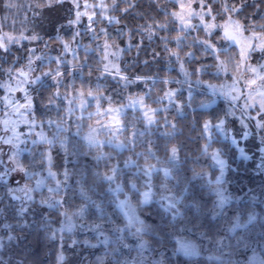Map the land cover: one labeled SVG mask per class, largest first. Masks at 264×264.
Wrapping results in <instances>:
<instances>
[{"label": "trees", "instance_id": "1", "mask_svg": "<svg viewBox=\"0 0 264 264\" xmlns=\"http://www.w3.org/2000/svg\"><path fill=\"white\" fill-rule=\"evenodd\" d=\"M228 2L231 7H236L234 14L248 29L254 26L264 30V0ZM5 7L4 0H0V11H5ZM64 7L62 3L50 6L45 13L46 19H37L34 29L44 33V37L51 41L59 40L57 33L64 28L62 23L70 19ZM176 8L177 5L168 0H124L112 11V14L118 15L117 19L104 22L108 26L109 37L128 38L135 42L125 52L128 59L123 71L145 77L156 76V79L130 77L132 81L125 84L119 78L106 76L101 80V85L98 83L100 79L97 80L99 73L101 74V53L96 48L90 49V44L78 49L74 58L79 67L76 64L74 73L70 72L72 78L67 73V83L69 78L75 81L72 85L68 84V91L74 87L79 90H83V87L87 89L93 83L97 88L96 92L103 94L104 86H109L112 91H106L101 96L104 106L106 102L123 105L129 100L128 97L145 95L147 103L162 105L161 110L156 112V122L151 125L145 123L140 109L126 110L122 116L124 130L120 139L123 138L128 144L122 150L113 142L90 144L76 131L67 135L69 138L63 147L64 141L53 146L56 149L53 151L55 155L52 168L60 180L59 193L64 197V203L57 208L39 200L40 196L45 197V189L39 192L40 196L26 209L20 210L18 203L22 197L16 192L9 194L6 184L0 182V230L3 236L0 264H125V257L136 251L146 253L161 264H257V260L246 257L249 258L256 251L254 231H264V206L250 212L246 205L236 208L237 201L231 203V208L236 210L222 206L219 192L215 189L219 187V183L212 177L218 170L212 158V149H217L227 158L231 180L238 179L243 189L258 186H254L255 181L261 177L256 172V154L247 159L239 156L238 147L220 128H212L208 134L205 123L219 121L226 114L222 101L206 106L210 94L203 93L200 89H195L190 94L187 89H182L177 94V101L168 107L164 105L167 103L164 97L166 90L170 87L181 88L179 82H167L165 78L173 75L183 77L179 66V61L184 60L182 46L175 43L174 39L179 31L170 12ZM149 22L158 31L155 36L143 29L149 26L142 24ZM160 24L163 27H159ZM74 29H63L62 32L66 31L63 36L75 46ZM89 32L90 30L82 29L78 33L85 41L90 39L87 36ZM163 34L168 35V38L163 37ZM142 35L145 36L143 39ZM176 47H180V53L174 52L177 51ZM18 50L19 48H12L0 55V79L7 77L6 70L15 61L21 64L20 58L16 57ZM192 51L194 54L203 53L199 47ZM210 60L212 58L208 57L201 62ZM43 89L45 91L38 96L37 105L47 101V93L53 91L50 88L51 91L48 92L46 85ZM107 95H111L110 100ZM42 111L38 109L37 112L43 114ZM173 148L176 149L175 155ZM247 152H250L249 148ZM29 155L31 152L22 157L23 170L27 175L40 160L39 156L31 158ZM171 158L173 165H170V175H166L162 160ZM132 159L138 163L130 162ZM148 161L159 164L158 171L153 176L158 183L157 189L161 188L162 184L159 183L166 180L171 183L179 199L177 207L170 209L158 202L148 205L138 202L141 217L139 224L144 225L139 229L138 223L129 225L117 205L114 194L117 192L116 185L115 188L113 185L116 180L108 181L104 177L112 173L114 177L118 176L130 194L138 193V186L143 187L142 165ZM113 169H116V174ZM244 195L248 198L247 192ZM13 196L19 199H13ZM62 209L69 210L77 221L80 220V215L92 229L87 232H81L77 228L65 230ZM137 235L143 240V247L142 244L133 242L131 245L136 248H128L129 238L133 239ZM10 236L12 239H9ZM220 237L224 243L221 249L217 244L221 241ZM180 238H187L197 244L198 251L191 255L180 251ZM72 241L76 245H72ZM251 243L254 247H245ZM217 250L221 251L218 257L215 254Z\"/></svg>", "mask_w": 264, "mask_h": 264}, {"label": "rangeland", "instance_id": "2", "mask_svg": "<svg viewBox=\"0 0 264 264\" xmlns=\"http://www.w3.org/2000/svg\"><path fill=\"white\" fill-rule=\"evenodd\" d=\"M120 1L124 0H4L5 11H0V44L4 47H0V55L9 49L19 48L16 57L20 58L21 64L15 61L12 67L6 70L7 77L0 79V173L6 174L0 182L6 184L9 194L10 189H15L17 190L15 192L22 197L18 203L20 210L26 209L40 196L39 192L45 189V197L40 196L39 200L55 208L64 203V197L59 193L60 180L55 176L52 163L55 155L53 151L56 149L53 146L59 144V141H64L63 147L69 138L68 134L76 131L90 144L113 142L122 150L128 144L123 138L120 139L124 130L122 116L128 108L140 109L146 124L151 125L156 122V112L161 110L162 105L153 106L147 103L145 95L128 97L129 100L127 99L128 101L126 100L127 102L123 105L106 102L104 106L101 96L106 91H112L108 88L109 86H104L103 94L96 92L97 88L93 83H90L87 89L83 87V90H79L74 87L70 91L67 90L68 84L75 83L70 78L67 83V73L69 77L71 73H74L77 64L74 57L77 56L78 49L87 44L91 45L90 49L96 48L101 53L102 64L99 67L101 74L99 73L97 78V80L100 79L98 83H101L106 76L119 78L125 84L132 81L130 77L142 80L158 78L123 71L126 66L124 63L128 59L125 52L128 48H132L135 42L128 38L109 37L108 26L104 25L105 21L112 22L117 19L118 15L112 14V11ZM168 1L177 5V8L170 12L176 14L172 16L177 22L179 34L174 40L177 46H182L184 60L179 61L182 78L175 75L165 78L167 82H179L181 88L167 89L164 96L167 103L164 105L168 107L172 102L177 101V94L182 89H187L190 94L195 89L210 94L211 97L206 103L208 107L220 101L223 102L226 107L225 117L216 122H207L211 125L208 128V134L211 133L212 128L218 130L216 125L223 121V134L238 147V155L253 157L256 154V172L261 177L255 181L254 186L258 185L256 188L243 189L238 179L231 180L230 164L227 158L213 148L212 158L218 170L212 174V177L214 176L213 179L219 183V187L215 189L218 190L219 200L226 209H230L233 206L231 203L237 201L236 208L246 205L249 212L259 210L264 206V151H262L264 127L258 126L264 125V108H262L264 104V30L254 26L248 29L234 14L233 9L236 7H231L228 0ZM60 3L64 4L70 19L62 23L64 28L57 33L59 40L51 41L44 37V33L35 30L34 26L38 23L37 19H46L45 13L50 6ZM77 13L80 14L79 19H77ZM142 25L149 26L143 29L149 30L153 36L158 32L151 22ZM72 27L75 28L73 30L76 39L74 42L77 44L75 46L63 36V33ZM63 29L66 31L62 32ZM82 29L90 30L87 33L89 40H82L78 33ZM33 36H37L38 39H31ZM162 36L168 38V35ZM144 37L142 35V39ZM195 47H199L203 53L194 54L192 49ZM179 48L176 47L177 51L174 52L180 53ZM136 51L135 49V53ZM189 53L192 55H188ZM38 57L40 59H37ZM208 57L212 60L201 62ZM30 60L31 67H29ZM24 72L28 75L25 76ZM44 72H51V75L44 77L42 76ZM37 76L42 77L41 82L30 83ZM45 85L49 89L48 92L51 91L50 88L53 91L47 93L49 98L47 101L39 102L37 105V98L45 91L43 89ZM107 96L110 100L111 95ZM38 109H42L43 114L37 112ZM245 132L249 133L246 138H244ZM5 141H11V143ZM248 148L250 152H247ZM241 149H243V155ZM28 152H31L29 155L31 158L39 156L40 160L27 175L23 170L22 157ZM216 155L218 159L214 158ZM220 160L224 161L223 167L219 163ZM130 162L138 163L135 159ZM172 162L173 158L162 160L164 174L170 175ZM149 166H151L150 173L145 174V169ZM158 166L159 164L149 161L142 165L143 187L138 186V193L135 194H130V191L125 189L118 176L114 177L117 205L129 225L139 224L141 217L138 202L141 205L158 202L168 209L177 207L179 196H176L170 182L163 180L159 183L162 184L161 188L157 189L158 183L154 181L153 176L158 171ZM25 188L31 190L27 194L31 199L27 198L24 191H20ZM144 192L150 193L147 202H142ZM245 192L248 198L245 197ZM121 201L124 202L123 205ZM236 208L231 209L236 210ZM62 211L65 230L72 231L77 228L81 232H87L92 229V226L83 221L80 215L78 216L80 220L77 221L69 210L62 209ZM143 226L139 224V229ZM254 232V241H252L256 251L246 258H253L251 260H257V264H264V231L257 229ZM137 236L133 239L129 238L128 248L133 247L131 245L133 242L143 244L141 237ZM0 240L3 242L1 230ZM75 243L71 242L72 245H76ZM217 244L221 249L224 243L221 239ZM254 244L251 243L245 247L251 248ZM179 246L180 251L190 255L195 254L199 248L187 238H180ZM215 254L218 257L221 251L217 250ZM123 262L125 264L160 263L157 259L139 251L132 252Z\"/></svg>", "mask_w": 264, "mask_h": 264}, {"label": "snow or ice", "instance_id": "3", "mask_svg": "<svg viewBox=\"0 0 264 264\" xmlns=\"http://www.w3.org/2000/svg\"><path fill=\"white\" fill-rule=\"evenodd\" d=\"M233 10H235V9H233ZM125 11H127V9H125ZM79 15H80V14L77 13V19H79ZM173 15H176V14L173 13ZM70 23H72V22L70 21ZM161 27H163V25H161ZM31 39L35 40V39H38V37H37V36H33V37H31ZM0 47H4V45H3V44H0ZM172 54H173V55H176V53H172ZM188 55H192V54L189 53ZM37 59H40V58L38 57ZM31 64H32V61L30 60V61H29V67H31ZM24 75L26 76V74H24ZM49 75H51V72H44V73H42V76H44V77H47V76H49ZM57 75H60V74L57 73ZM41 79H42L41 76H37V77H35V80L30 81V83L41 82ZM29 107H30V104H29ZM262 108H264V104H262ZM149 122H151V119H149ZM222 125H223V121H221L219 125H216V127L221 128V130L223 131V129H222ZM210 126H211V125H210L209 123H205V125H204L205 130H207ZM258 126L264 127V125H258ZM248 135H249V133H248V132H245V133H244V138H246ZM5 142H6V143H11V141H5ZM234 142H235V141H234ZM172 151H173V155H175L176 149L173 148ZM262 151H264V149H262ZM241 154L243 155V149H241ZM214 158H215V159H218V155L214 156ZM245 159H247V157H245ZM219 163H220L221 166L223 167V165H224V161L220 160ZM150 170H151V166H149L148 168L145 169V174H149V173H150ZM115 171H116V169H113V173H115ZM50 174H51V173H50ZM166 174H167V173H166ZM5 175H6L5 173H0V179H3ZM104 178H105L106 180H108V181H112V180L114 179V175H111V176H105ZM38 184H39V182H38ZM133 188H135V185H133ZM15 191H17V190H15V189H10V194H11V193H14ZM20 191H24V192H25V195L27 196L28 192L31 191V190L25 188V189H20ZM149 195H150L149 192H144V193H143L144 201H142V202H147V200H148V198H149ZM27 198H28V199H31L30 196H27ZM13 199H19V197H17V196H13ZM121 204L123 205L124 202L121 201ZM22 211H23V210H22ZM118 231H122V230H118ZM137 231H140V230L138 229ZM9 239H12V237L10 236ZM141 246L143 247V244H142ZM0 247H3L2 240H0ZM60 259L62 260L63 257L61 256Z\"/></svg>", "mask_w": 264, "mask_h": 264}, {"label": "water", "instance_id": "4", "mask_svg": "<svg viewBox=\"0 0 264 264\" xmlns=\"http://www.w3.org/2000/svg\"><path fill=\"white\" fill-rule=\"evenodd\" d=\"M24 74H26V76L28 75L27 73H24Z\"/></svg>", "mask_w": 264, "mask_h": 264}]
</instances>
